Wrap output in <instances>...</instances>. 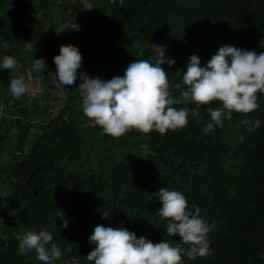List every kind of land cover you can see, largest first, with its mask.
<instances>
[{
    "label": "trees",
    "instance_id": "1",
    "mask_svg": "<svg viewBox=\"0 0 264 264\" xmlns=\"http://www.w3.org/2000/svg\"><path fill=\"white\" fill-rule=\"evenodd\" d=\"M68 43L82 53L83 74L101 79L154 59L151 44L166 45L174 85L194 53L204 65L224 44L264 52V0H0V60L15 56L42 85L38 96L16 98L9 88L16 73L0 68V264H42L17 240L41 230L62 248L55 264H94L87 254L98 224L187 248L166 232L162 187L182 191L213 225V252L184 255L183 264H264V93L258 109L233 111L211 132L203 131L211 116L202 105L201 118L182 129L113 137L83 113L79 80L63 86L53 76L54 56ZM40 57L44 72L32 69ZM256 118L254 131L241 123Z\"/></svg>",
    "mask_w": 264,
    "mask_h": 264
},
{
    "label": "clouds",
    "instance_id": "2",
    "mask_svg": "<svg viewBox=\"0 0 264 264\" xmlns=\"http://www.w3.org/2000/svg\"><path fill=\"white\" fill-rule=\"evenodd\" d=\"M151 45L156 52L154 59H135L123 75L101 79L83 74L82 53L77 45L62 44L54 56L57 72L53 76L63 86L77 84L79 80L83 113L92 126H100L113 137L132 129L144 133L156 130L161 134L182 129L190 117L201 118L202 105H208L211 116L203 129L207 133L217 126L224 127L225 119L231 120L233 111L249 113L260 107L258 93H264V52L224 44L204 65L194 53L183 72L182 83L171 85L165 64L175 65L176 60L166 56V45ZM23 67L13 55L0 60V68L16 73L9 84L16 98L32 88L31 73L26 77L20 71ZM46 68L44 57L36 58L32 64L37 72ZM173 87L180 89L178 96L173 95ZM213 101H219L220 106H211ZM177 104L184 106L177 108ZM241 123L254 131L262 121L243 119ZM158 198L162 202L159 214L167 218L166 232L172 236L178 234L187 248L165 239L153 242L145 236L137 237L124 226L98 224L89 237L95 247L87 254L88 259L94 264H183L184 255L191 259L210 255L213 249L208 233L213 225L200 214L199 206H189L185 194L175 188H160ZM108 215V211L103 212V217ZM59 219L66 228L69 221L64 215ZM17 240L21 253L35 250L42 264H55L63 255L61 246L53 244L54 237L48 230L18 234Z\"/></svg>",
    "mask_w": 264,
    "mask_h": 264
},
{
    "label": "rangeland",
    "instance_id": "3",
    "mask_svg": "<svg viewBox=\"0 0 264 264\" xmlns=\"http://www.w3.org/2000/svg\"><path fill=\"white\" fill-rule=\"evenodd\" d=\"M31 84H32V88L29 93H30V97L32 98L33 97L32 95H35V94H37V96L39 95V93L42 90V85H41L40 80H35Z\"/></svg>",
    "mask_w": 264,
    "mask_h": 264
},
{
    "label": "built area",
    "instance_id": "4",
    "mask_svg": "<svg viewBox=\"0 0 264 264\" xmlns=\"http://www.w3.org/2000/svg\"><path fill=\"white\" fill-rule=\"evenodd\" d=\"M28 75H29V74H28ZM28 75H27V76H28ZM35 95H36V94H35ZM35 95H32V96L34 97Z\"/></svg>",
    "mask_w": 264,
    "mask_h": 264
}]
</instances>
